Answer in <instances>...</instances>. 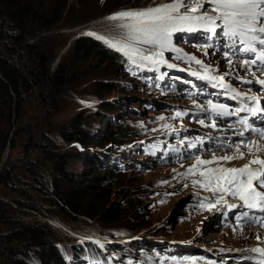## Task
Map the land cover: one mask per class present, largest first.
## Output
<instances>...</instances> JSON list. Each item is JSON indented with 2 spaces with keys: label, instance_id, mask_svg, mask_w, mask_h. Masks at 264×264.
<instances>
[{
  "label": "rangeland",
  "instance_id": "374dc122",
  "mask_svg": "<svg viewBox=\"0 0 264 264\" xmlns=\"http://www.w3.org/2000/svg\"><path fill=\"white\" fill-rule=\"evenodd\" d=\"M165 2L168 0H35V5H44L46 12L58 9L61 15L53 27L39 31L37 38L29 43L35 41L41 45L49 57L51 69L59 64L64 67L69 65L75 75L67 85V94L58 101L60 108L57 111L51 107L47 89H34L24 98L18 122H15L13 114L12 130L16 129L19 134L14 139V147L8 145L3 152L0 165V171L12 172L7 186H0V264H13L15 259L37 264L35 248L29 242L20 241L19 244L10 240L23 226L40 224L51 227H46L47 230L52 231L53 228L60 231L67 239L73 237L80 241L89 238L102 243L106 240L96 237L112 232L120 239L133 237V241L122 245L119 255L104 250L110 264H143V261L144 264H189L191 261H195V264H237L241 250L243 253L249 252L255 243L260 245L256 232L249 229L251 227H233L232 217L227 219L223 212L214 207H206L208 211L211 210L208 212L200 204V201H206L207 191L202 192L204 189L199 190V185H193V180L201 178L189 174L188 169L196 163L197 157L211 159L213 154L223 156L233 150H223L212 140L204 143L208 139L192 133L194 125L189 119L179 120L176 116L177 105L192 104V101L158 94L156 82L161 74L146 61L137 58L131 71V68H120L117 63L105 62L75 47L79 37L95 38L85 34L88 32L109 40L110 36L122 38L125 34V30L119 26L122 22L107 19L111 14ZM7 29L14 33L8 23L1 19L0 32L4 36L8 35ZM188 33H178L174 37V46L182 50V59H176L177 53L169 51L164 54L166 59L175 64H183L184 59H188L189 66L194 67V61L188 57L198 56L202 61L216 66L220 59L216 54L224 57L222 47L215 49L203 43H197L195 47V41L189 42L187 39ZM3 42L0 41V51L4 50ZM28 59L29 56L20 51L12 60L25 76L30 77L32 68ZM220 65L228 67L225 63ZM169 70L175 72V69ZM175 80H171L170 86H163L167 94H171L170 89L175 90ZM108 86L113 89L106 91ZM105 105L111 109L105 108ZM107 111H112V114H107ZM100 113L105 116L98 118ZM5 115L3 117L4 114L0 112V134L9 130L8 114ZM174 117L177 118L173 121ZM76 124L88 130L90 138L101 137L103 134L100 131L106 130L109 124L122 125V128L133 131L134 140L116 147L106 143L110 149L108 154L114 158L115 168L111 171L101 167L90 170L83 161L76 159L77 153L72 152L78 149L83 152L92 148L95 150L96 142L87 140L84 145L72 144L63 137V132H73V125ZM168 128H181L184 134L163 135ZM30 137L38 145L45 144L50 153H64L70 170L86 174L89 178L99 176L94 199L89 201L94 202L87 204V208H94L90 217L86 215L89 212L84 211L82 217L67 222L45 201L46 193L42 194L37 189L30 171L51 170L52 166L40 149L26 148L25 142ZM193 145L197 151L182 159L181 156ZM205 148L208 150L205 151ZM26 188L30 190L27 191L29 194ZM112 210H117L119 216L112 220L101 219L102 214ZM8 214L10 218L6 219ZM259 237L262 240V234ZM150 252L154 253L157 261L146 255ZM72 264L88 262L72 261Z\"/></svg>",
  "mask_w": 264,
  "mask_h": 264
},
{
  "label": "trees",
  "instance_id": "16d2710c",
  "mask_svg": "<svg viewBox=\"0 0 264 264\" xmlns=\"http://www.w3.org/2000/svg\"><path fill=\"white\" fill-rule=\"evenodd\" d=\"M35 5V0H0V20L4 19L8 26L14 30L11 33L8 29V35L4 36L0 32V41H3L4 50L0 51V112L7 113V126L9 130L0 134V165L1 157L7 146L14 147V139L19 132L12 124L14 117L18 122L20 113L24 105V98L33 93L34 89L38 91L46 90L47 97L52 101L51 107L54 111L60 108L61 97L67 94V85L74 77V71L69 65L64 67L59 64L57 67H50V60L46 52L41 48L39 43L30 40L37 38L39 31L48 30L53 27L60 18L61 11L58 9L46 12L45 8ZM44 11V12H42ZM5 23V22H3ZM10 32V33H9ZM76 49H81L85 54L96 56L105 62L117 63L121 67L131 68L133 71V63L125 56L109 47L105 42L96 38L82 36L77 38L75 42ZM29 56V63L32 68L30 77L24 75L18 65L13 63L14 55L19 52ZM21 55V54H20ZM113 89L111 86L106 91ZM54 101H57L55 103ZM106 104V103H103ZM108 105H105L107 108ZM110 107V106H109ZM108 109H111L109 108ZM111 115L112 111H107ZM14 114V117H13ZM105 115L98 114V118ZM112 118L114 116L112 115ZM75 128H74V127ZM73 132H63L65 141L72 144H86L85 141L90 140L96 142L95 150L81 151L78 149L75 154L76 159L84 162L90 170L101 167L102 169L115 168L114 158L110 156L108 145L121 146L126 141H132L133 131L122 128V125L109 124L106 130H101L102 136L90 138V132L84 129L81 124L73 125ZM35 141V142H34ZM33 138H28L26 144L27 149H40L46 154L48 162L51 163L52 169H42L38 171L33 169L30 174L35 179L37 189L42 193H46V202H48L55 212L67 222H73L78 217H82V212H89L88 217L94 208H87L90 200L94 199L95 189L98 177L86 176L79 172L70 170L65 154H55L48 152L46 145H38ZM102 147H104L102 149ZM88 149V147H86ZM70 155V154H68ZM88 171V169H85ZM12 172L8 170L0 171V186L6 187L11 180ZM25 191H30L27 188ZM24 191V193H26ZM100 191V190H99ZM102 192V191H101ZM29 194V192H27ZM31 197V196H30ZM94 202V201H92ZM89 202V203H92ZM119 216L117 210H112L102 214L101 219H115ZM5 218H10L9 214ZM61 220V219H60ZM11 222V221H9ZM46 225L23 226L10 241L29 242L35 248L34 258L37 264H71V261L87 260L91 264H95L101 260L103 264H109L107 256L102 250L92 242L80 241L71 237L67 239L65 234L58 230H47ZM56 232V233H54ZM102 235V234H100ZM101 237L110 239H120L115 232L104 234ZM123 238V237H121ZM107 249H117L118 246H106ZM13 264H27L24 261L15 259Z\"/></svg>",
  "mask_w": 264,
  "mask_h": 264
},
{
  "label": "snow or ice",
  "instance_id": "6c2138e0",
  "mask_svg": "<svg viewBox=\"0 0 264 264\" xmlns=\"http://www.w3.org/2000/svg\"><path fill=\"white\" fill-rule=\"evenodd\" d=\"M107 19L122 22L119 26L125 30V34L121 40H109L94 32L85 34L94 36L109 47L122 52L133 64L137 63L138 58L139 61H147L155 68L160 65L173 68L175 65L168 63L164 54L166 51L176 52V59H182L180 55L182 50L174 46L176 34L206 31L213 36L222 35L230 40L231 43L226 44V47L233 54L253 55L255 59L243 61L246 69L250 65L257 64V61L264 65V0H168V2L143 9L121 10L111 14ZM217 29H220L219 33ZM141 45L147 47H141ZM188 58L196 64H203L195 57ZM208 78L223 81L222 76ZM244 82L252 83V81ZM257 83L264 85V80H258ZM249 99L257 101L256 96H251ZM209 106L213 113L228 114L223 104H212L209 101ZM251 111L262 110L253 108ZM176 115L180 116L181 113L178 112ZM160 119L165 118L160 117ZM199 122L204 123L203 120ZM241 122L247 123V121ZM212 126L215 127L214 124ZM257 134L264 139V131H259ZM239 135L243 137L244 133L241 132ZM241 147L247 148V155L255 158L240 167H226L221 163L244 159L246 153L241 151ZM258 153H264V145L256 141L241 140L236 145L233 155L216 156L213 154L211 159L197 157L196 163L188 169V173L192 175L198 173L202 179L193 180V185H199L200 188L213 193L214 196L220 194L214 204H202L201 206L213 208L217 204H224L229 209L246 208L249 211L243 212L241 218L249 221L254 220L249 215L250 211L256 210L264 213V158L257 155ZM206 165H215V167L201 170L202 166ZM253 165L256 167H252ZM225 196H230L241 203H228ZM255 222L264 224V217L255 218ZM260 239L257 236V240ZM94 242L103 247L100 241ZM248 251L259 254L260 264H264V247H254ZM189 264H195V261Z\"/></svg>",
  "mask_w": 264,
  "mask_h": 264
},
{
  "label": "bare ground",
  "instance_id": "6f19581e",
  "mask_svg": "<svg viewBox=\"0 0 264 264\" xmlns=\"http://www.w3.org/2000/svg\"><path fill=\"white\" fill-rule=\"evenodd\" d=\"M165 59H166V57H165ZM166 60H167V59H166ZM146 62H147V61H146ZM167 62H168V63H172V64H174L173 62H171V61H169V60H167ZM174 65H175V64H174ZM201 65H202L203 68L205 69L204 71H203V70H190L191 68L186 67L187 69L183 70L182 73H186V74L188 75V77L196 78L197 80H201V76H200V74L206 72V69L208 70V67H204V64H201ZM159 67L168 68L166 65H160ZM175 67H177V65H175ZM175 67H173V68H169V69H175ZM194 73H197V74L195 75ZM204 150L207 151L208 149L205 148ZM235 151H236V150H233L232 153H229V154H227V155H231V154L233 155V154L235 153ZM247 151H248V149H247ZM218 156H221V155L218 154ZM246 161H247V160L244 158V159L233 160V161H231V162H221V163L224 164V166H226V167H240V166H243V165L246 163ZM207 167H215V165H208ZM207 167H206V168H207ZM201 170H203V169H201ZM196 178H197V179H199V178L202 179V177H200L198 173L196 174ZM198 189H199V190H202V188H200V187H198ZM204 191H205V190H202V192H204ZM205 195H206L207 199H208L209 201H211V202L214 204V203H215V200L218 199V197H219L220 194H216V195L214 196L213 193L208 192V194H205ZM217 207H219V209L226 208V210H228V209H227V208H228L227 205H224V204H217V205H216V208H217ZM207 209H209V207H207ZM210 211H211V210H210ZM262 242H264V233H262V240H261V239L259 240V243H262ZM258 245H259V244H258ZM253 247H257V246H252V248H253ZM249 254H250L252 257H254V256H256V255L259 256V254H257V253H252V252H250V251H249ZM246 259H248V257H247Z\"/></svg>",
  "mask_w": 264,
  "mask_h": 264
}]
</instances>
